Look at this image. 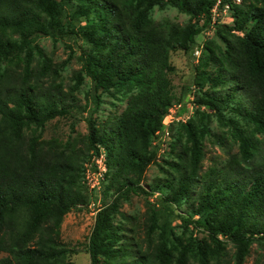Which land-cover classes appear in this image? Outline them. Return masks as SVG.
<instances>
[{"label": "trees", "instance_id": "1", "mask_svg": "<svg viewBox=\"0 0 264 264\" xmlns=\"http://www.w3.org/2000/svg\"><path fill=\"white\" fill-rule=\"evenodd\" d=\"M218 1L0 0V264H71L76 249L62 240L64 217L98 200L90 264H245L252 245L264 244V0H220L216 12ZM155 4L177 7L188 22L152 23ZM206 29L213 35L196 46ZM41 37L84 43L69 91L46 78L55 65L36 43ZM196 49L186 101L173 91L171 51ZM85 78L93 107L78 103ZM102 92L120 94L125 109L98 120ZM176 103L180 114L194 108L174 132L175 120L165 118ZM81 110L86 135L43 138L50 120ZM214 118L238 151L205 168L204 140L220 135ZM166 129L163 176L146 187L155 138ZM100 158L101 195L86 178L87 164L98 173ZM156 193L159 201H150ZM134 194L147 198L143 220L122 209Z\"/></svg>", "mask_w": 264, "mask_h": 264}, {"label": "rangeland", "instance_id": "2", "mask_svg": "<svg viewBox=\"0 0 264 264\" xmlns=\"http://www.w3.org/2000/svg\"><path fill=\"white\" fill-rule=\"evenodd\" d=\"M169 6V5H168ZM172 6V5H171ZM176 11L172 13V17L169 20L170 22L184 24L189 20V15L181 11L175 6H172ZM163 9V8H162ZM222 11V20L223 22L228 21L231 23V15L229 11L224 9ZM165 21V22H166ZM213 35L211 29H206L203 34L197 38V45L200 46L205 42V39H208ZM17 36V35H16ZM39 46L43 49L45 56H49L52 59V63L55 65L49 68L48 72L50 77L46 78L51 81L52 78H55L57 82L63 83L65 91H69L76 83L75 72L80 70L82 67V62L80 59V54L82 52V47L84 43L79 38H66L65 40L54 41L51 37H41L36 41ZM203 48V47H202ZM195 54L186 53L183 50L171 51V63L175 66V70L170 74L173 84V91L177 98H183L186 101L192 99V93L195 91L194 86V77H195V66L197 64L195 60ZM38 55L35 57L34 64H37ZM59 73V75H57ZM87 82V83H86ZM91 83L88 78L84 79V83L80 86V90L76 92L77 97L79 98L78 103L82 105L92 103L90 107H93L94 104L91 102L90 91ZM192 90V92H191ZM114 93V92H113ZM120 94L113 96L109 92L101 93V109L95 114L98 116V120H105L108 116L117 115L122 112L126 107L127 100H121ZM188 112L186 114H180L182 109V104L176 103L175 106L171 109L170 115L167 117V123L173 124L174 132L177 128L176 119H188V117L193 112V104L188 103ZM88 115V111L77 112L73 115L58 116L50 120L45 126L42 135L45 139L58 138L66 140L69 137H82L88 133V122L85 120V117ZM211 129L215 133H220V135H225V138L218 136L206 137L204 140V151L205 159L204 164L207 168L212 163L217 161L226 160L231 154L238 151V141L235 138H227L224 130H227L228 127L222 128L221 125L214 118L211 122ZM171 131L168 129L165 132L161 133L160 137H156L154 145L159 147L158 149V160L157 163H153L149 166L146 172V178L144 180V185L149 186V183L157 176H163V172L160 165L166 166L165 161L163 160L164 154H166L169 149V143L171 141ZM219 143H224V146H221ZM104 159H99L97 161L98 166L100 165V172L95 173L91 169L92 164H87V180L91 187L98 185V191L101 195V190L103 188L102 184H98L99 175H103L105 167L107 168ZM97 166V167H98ZM159 194L150 197V201L156 202L159 201ZM100 200L97 202H92L89 207L82 210L73 209L67 213L64 217L61 226V237L62 240L68 244L70 247L76 249L74 253H71L69 256V261L71 264H90L91 258L88 251L89 236L91 234L92 228L94 226L95 217L98 212L97 207L100 205ZM162 206H160L161 208ZM147 198L142 194H134L130 202H125L122 209L128 213L138 215L141 220L144 219L145 213L147 211ZM185 214V212H181ZM161 213L158 214V217ZM174 224L180 225L182 221L178 218L175 219ZM141 227V226H140ZM183 230L182 226L177 227L178 233H181ZM203 235V233H198ZM146 235L143 229L139 230L137 237L141 239ZM228 250L235 251V247L232 243H228ZM264 253V244L254 243L251 247V254L247 257L245 264H255V260L258 254ZM263 258V256H262Z\"/></svg>", "mask_w": 264, "mask_h": 264}, {"label": "clouds", "instance_id": "3", "mask_svg": "<svg viewBox=\"0 0 264 264\" xmlns=\"http://www.w3.org/2000/svg\"><path fill=\"white\" fill-rule=\"evenodd\" d=\"M175 11L176 10L171 5L166 6L165 8L162 9L159 4H155L152 6L151 10L148 13V19L154 24H163L166 20L171 19L172 13H174ZM195 57H196L195 60L197 62L200 56L197 57L195 55Z\"/></svg>", "mask_w": 264, "mask_h": 264}, {"label": "built area", "instance_id": "4", "mask_svg": "<svg viewBox=\"0 0 264 264\" xmlns=\"http://www.w3.org/2000/svg\"><path fill=\"white\" fill-rule=\"evenodd\" d=\"M219 3H220V0L218 1V3L216 4V7L214 8V11H216V12H217V9H218V6H219ZM200 53H201V50L196 49V51H195V55H196L197 57L200 56ZM169 115H170V117L172 116V114H169ZM169 115H168V116H169ZM168 116H167V117H168ZM167 117H166V119H167ZM166 119H165V123L168 124L167 121H166ZM100 159H101V158H100ZM102 159H103V158H102ZM98 160H99V159H98ZM98 160H97V161H98ZM103 161H104V160H103ZM99 168H100V165L98 166V169H99ZM100 170H101V169H99V172H100ZM105 170H106V167H105ZM99 172H98V173H99ZM98 173H97V175H98ZM101 174H102V173H101ZM101 174H100V175H101ZM100 175H99V176H100ZM98 182H99V178H98ZM98 184H99V183H98Z\"/></svg>", "mask_w": 264, "mask_h": 264}]
</instances>
